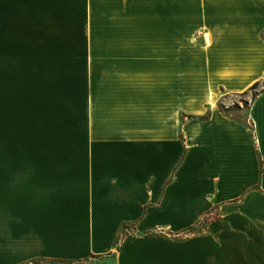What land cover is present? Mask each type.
<instances>
[{
    "label": "crops",
    "instance_id": "0c3cea01",
    "mask_svg": "<svg viewBox=\"0 0 264 264\" xmlns=\"http://www.w3.org/2000/svg\"><path fill=\"white\" fill-rule=\"evenodd\" d=\"M31 260L264 264V0H0V264Z\"/></svg>",
    "mask_w": 264,
    "mask_h": 264
},
{
    "label": "rangeland",
    "instance_id": "374dc122",
    "mask_svg": "<svg viewBox=\"0 0 264 264\" xmlns=\"http://www.w3.org/2000/svg\"><path fill=\"white\" fill-rule=\"evenodd\" d=\"M261 83L256 87L250 88L245 93L230 94L222 98L218 104H221L225 110L229 111V114L236 119H244L243 110L247 109L253 96L261 89ZM205 224L198 225L195 231L203 229ZM124 231V230H123ZM23 264H69L65 262H60L57 260H31Z\"/></svg>",
    "mask_w": 264,
    "mask_h": 264
},
{
    "label": "trees",
    "instance_id": "16d2710c",
    "mask_svg": "<svg viewBox=\"0 0 264 264\" xmlns=\"http://www.w3.org/2000/svg\"><path fill=\"white\" fill-rule=\"evenodd\" d=\"M260 82H256V83H254L250 88H254V87H256L258 84H259ZM262 85V84H261ZM249 88V89H250ZM257 93H258V91H257ZM256 93V94H257ZM256 94L253 96V98L256 96ZM252 98V99H253ZM218 107H219V109H220V111H222L225 115H227V116H231L230 114H229V111H227V110H225L224 109V107L221 105V104H218ZM232 117V116H231ZM82 262H78V264H81Z\"/></svg>",
    "mask_w": 264,
    "mask_h": 264
}]
</instances>
